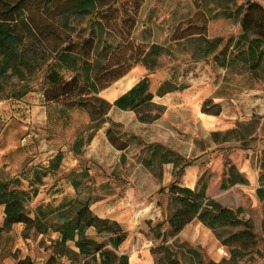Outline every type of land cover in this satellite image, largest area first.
I'll return each instance as SVG.
<instances>
[{"label": "rangeland", "instance_id": "374dc122", "mask_svg": "<svg viewBox=\"0 0 264 264\" xmlns=\"http://www.w3.org/2000/svg\"><path fill=\"white\" fill-rule=\"evenodd\" d=\"M260 2L264 5V0ZM201 5V0H142L132 38L162 45L168 54L160 57L154 73L147 74L144 66L137 64L101 93L112 100V91L120 90L129 80L134 85L146 75L153 93L166 79L186 85L183 90L154 98L163 110L153 121H141L140 116H153L155 109L141 114L113 109L109 121L94 131L84 111L44 102L39 72L24 96L0 98V180H11L12 186L18 180L16 187L30 193L31 216L39 205L56 207L79 193L93 200L90 207L94 214L119 220L127 238L118 253L126 254L131 264H157L161 254L153 250L160 245L168 246L179 264H221L229 258L228 249L196 219L174 236L164 224L160 229L165 235L156 238L153 228L172 209L164 189L175 178L171 163H161L159 156L151 159L147 145L159 143L193 162L181 172L179 184L194 188L199 180H205L206 195L226 207L241 209V217L251 220L258 246L264 247V200L256 192L261 187L264 163V78L255 80L247 73L225 71L210 58L197 60L186 38L174 39L176 29L200 23ZM239 32V24L226 18L207 23L209 38L225 39ZM10 82L16 85L18 80L13 76ZM208 98L221 103L219 115L201 112ZM109 127L118 139L116 144H124V149L108 138ZM236 128L242 131L228 133ZM56 161L58 168L50 169ZM229 164L246 177V184L222 187ZM74 179L80 184L78 190L71 183ZM3 218L0 205V228ZM23 228L16 224L9 231L0 229V264H49L52 234L30 232L25 236ZM88 233L95 235L93 230ZM54 264H69V260L57 257ZM241 264H264V257Z\"/></svg>", "mask_w": 264, "mask_h": 264}, {"label": "trees", "instance_id": "16d2710c", "mask_svg": "<svg viewBox=\"0 0 264 264\" xmlns=\"http://www.w3.org/2000/svg\"><path fill=\"white\" fill-rule=\"evenodd\" d=\"M142 0H0V98H20L30 91V81L37 72L42 74V97L47 104H58L68 109L84 111L94 131L109 121V112L115 108L141 114L142 110H157L153 116H140L141 121H153L163 107L153 102L148 75L141 77L126 92L108 101L101 92L125 76L135 65L141 64L147 74L159 67V59L168 49L157 43L145 44L132 38ZM198 13L200 23H191L176 29V41L187 39L191 55L197 60L210 58L225 71L247 73L251 78H264V5L260 0H201ZM222 17L240 26L236 36L227 38L207 36L210 19ZM116 39L117 41H115ZM16 77L17 84L10 82ZM12 88L7 89V87ZM20 86V87H16ZM187 86L164 80L156 94L183 90ZM211 103V106L206 105ZM201 112L219 115L221 104L208 98ZM112 125H116L111 122ZM244 125L243 127H246ZM90 132L88 140L94 134ZM242 131V130H241ZM240 131V132H241ZM113 129L106 135L116 144ZM238 128L228 133H240ZM217 134H213L216 137ZM119 143V142H117ZM151 159L160 157L161 163H171L174 180L165 187L171 211L154 228L156 238L165 235L161 226L167 225L170 235H177L194 219L210 229L221 245L229 251V258L221 264L254 262L264 257V247L258 246V237L251 220L241 217V209H232L206 195L207 182L200 180L194 188L179 184L178 177L192 161H185L176 152L159 143L147 145ZM165 150L162 152V150ZM58 161L49 165L58 168ZM222 187L246 184L247 179L233 164L228 165ZM46 172L43 173L45 175ZM261 187L257 195L264 200V163L260 175ZM16 186L18 180H14ZM78 190L80 184L72 180ZM11 185V180H0V205L3 206V224L9 231L23 224V234L30 232L51 238L53 255L66 257L69 264H131L128 256L118 253L127 232L122 225L108 217L93 213L90 198L76 197L56 207L48 204L36 207L30 215L31 195ZM33 190V196L36 195ZM264 231V219L261 221ZM93 230L95 235H90ZM98 237H101L99 239ZM163 264H179L168 246H157ZM157 260V264L160 263ZM159 261V262H158ZM22 264H26L25 261Z\"/></svg>", "mask_w": 264, "mask_h": 264}, {"label": "crops", "instance_id": "0c3cea01", "mask_svg": "<svg viewBox=\"0 0 264 264\" xmlns=\"http://www.w3.org/2000/svg\"><path fill=\"white\" fill-rule=\"evenodd\" d=\"M131 70H132V69H131ZM129 72H130V71H129ZM127 74H128V73H127ZM162 82H163V81H162ZM162 82H161V83H162ZM161 83H160V84H161ZM160 84H159V85H160ZM159 85H158V86H159ZM158 86H157V88H158ZM157 88H156V90H155V93H153V92L151 91V92L154 94L153 101H154V98H155V97H157V98H163V97H164L165 95H167V94H170V93H174V92L180 91V90H177V91H173V92L166 93V94H164V95H162V96H158V95L156 94ZM106 89H107V88H106ZM106 89H105V90H106ZM105 90H103V91H105ZM103 91H102V92H103ZM102 92H101V93H102ZM101 96H102V95H101ZM118 96H119V95H118ZM118 96H117V97H118ZM103 97H104V96H103ZM104 98L107 99L106 97H104ZM115 98H116V97H115ZM115 98H114V99H115ZM114 99H112V100L107 99V100H108V101H113ZM219 103H220V102H219ZM220 104H221V103H220ZM113 109H114V110H118V109H115V108H113ZM113 109H111V110H113ZM96 215L99 216V217H104V216H100V215H98V214H96ZM116 220H117V222L119 221L118 219H116ZM116 220H115V221H116ZM119 223H120V222H119ZM55 236H56V234H53V237H55ZM122 245H123V244H122ZM122 245H121V247H122Z\"/></svg>", "mask_w": 264, "mask_h": 264}, {"label": "bare ground", "instance_id": "6f19581e", "mask_svg": "<svg viewBox=\"0 0 264 264\" xmlns=\"http://www.w3.org/2000/svg\"><path fill=\"white\" fill-rule=\"evenodd\" d=\"M131 85H132V80L127 81V83L120 90H114V91H112V93H110L109 97L113 99L114 97H116V95L119 92L128 89Z\"/></svg>", "mask_w": 264, "mask_h": 264}]
</instances>
